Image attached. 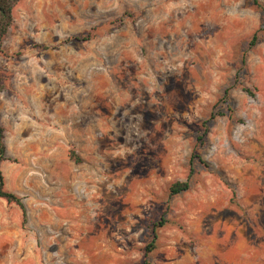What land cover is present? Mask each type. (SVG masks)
Instances as JSON below:
<instances>
[{
    "label": "rangeland",
    "instance_id": "obj_1",
    "mask_svg": "<svg viewBox=\"0 0 264 264\" xmlns=\"http://www.w3.org/2000/svg\"><path fill=\"white\" fill-rule=\"evenodd\" d=\"M12 15L2 170L27 219L0 197V264H264V0Z\"/></svg>",
    "mask_w": 264,
    "mask_h": 264
},
{
    "label": "trees",
    "instance_id": "obj_2",
    "mask_svg": "<svg viewBox=\"0 0 264 264\" xmlns=\"http://www.w3.org/2000/svg\"><path fill=\"white\" fill-rule=\"evenodd\" d=\"M19 0H0V48L2 46V39L4 35L7 33L9 27L11 26L13 22V15H12V10L14 5L18 2ZM76 39L80 40H88L91 39V34L88 33L84 36H76ZM253 43L256 39V36L253 38ZM3 82L2 78L0 76V91L3 89ZM228 91L225 92V95H227ZM8 159L7 154H6V144H5V128L0 122V197L6 199L8 202L16 203L22 210L23 213V219L26 221L27 219V210L26 206L20 196L15 194L14 192L8 191L5 189V178H4V173L2 170V162L4 160ZM75 159H79L78 157ZM191 183L189 180L185 181H177L172 184L171 186V192L172 194H178L183 191H186L190 188ZM164 224V220L160 221L153 226V238L151 241H149L145 247V253L146 255L153 251V249L156 247V241L158 238V233H157V228L159 226H162ZM142 264H152L151 260L148 258H145Z\"/></svg>",
    "mask_w": 264,
    "mask_h": 264
}]
</instances>
